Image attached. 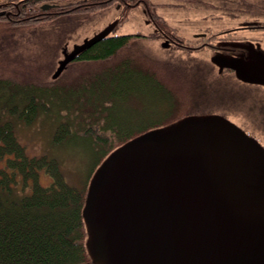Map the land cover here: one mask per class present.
<instances>
[{
    "label": "water",
    "instance_id": "obj_1",
    "mask_svg": "<svg viewBox=\"0 0 264 264\" xmlns=\"http://www.w3.org/2000/svg\"><path fill=\"white\" fill-rule=\"evenodd\" d=\"M117 25L64 50L52 81ZM212 62L264 86L262 54ZM82 218L85 264H264V146L217 114L150 129L97 166Z\"/></svg>",
    "mask_w": 264,
    "mask_h": 264
},
{
    "label": "trees",
    "instance_id": "obj_2",
    "mask_svg": "<svg viewBox=\"0 0 264 264\" xmlns=\"http://www.w3.org/2000/svg\"><path fill=\"white\" fill-rule=\"evenodd\" d=\"M36 10L38 0H28L20 9L21 20L10 22V26L61 19L60 15H49L41 22L34 18ZM130 41L126 36H110L85 51L73 64L108 65L97 72L82 73L79 82L60 84L55 81L45 85L9 82L13 85L10 94L0 93V264H85L90 261L82 218L88 183L85 186L69 183L55 158L28 156L13 122L4 120L7 112L29 124L59 105L54 141L65 144L76 141L78 136L88 138L89 147L101 151L95 168L111 151L130 139L190 113L192 93L179 84L169 87L157 79L155 63L148 71L139 66L137 56L109 63ZM137 82L153 86L161 103L156 110L164 114V118L144 123L142 116L134 129L135 122L128 116L116 117L111 109L115 99L118 105L125 97L134 95ZM5 86L6 83H0V90ZM42 170L52 177L51 185L39 183ZM19 177L23 179L22 184L18 183ZM29 182H32L31 192L18 197L17 186L20 184L24 191Z\"/></svg>",
    "mask_w": 264,
    "mask_h": 264
},
{
    "label": "rangeland",
    "instance_id": "obj_3",
    "mask_svg": "<svg viewBox=\"0 0 264 264\" xmlns=\"http://www.w3.org/2000/svg\"><path fill=\"white\" fill-rule=\"evenodd\" d=\"M184 17L176 15L168 16L166 19L178 31L190 33V29L182 27L181 31L174 24L175 22L182 25L184 22H180V19H184ZM118 18L119 16L113 8L110 11L106 10L94 15H81L63 21L34 23L26 26H10L7 22L0 21V83H6L0 93L7 91L10 94L9 89L13 85L9 82L18 84L33 82L36 85L52 84L51 77L57 69L59 60L63 58V51L70 52L75 45L81 44L84 39L92 37L94 33L100 32ZM191 18L190 24L193 27L207 23L204 15L197 14ZM126 27L130 30L128 28L130 25ZM117 31V33L121 32L119 28ZM161 43L164 44L159 39H133L126 49L109 63L125 60L124 58L133 59L137 56L139 66L147 71L149 67L152 68L151 64L158 65L156 66V71L159 74L157 79L163 80V83L169 87L179 84L182 88H187L194 96L191 101L190 113L188 112L185 116L219 114L239 123L250 119L251 122H259L260 124L254 125L260 126L264 130L263 90L241 86L235 81L229 80L209 82L206 79L210 77L209 65H214L212 63L214 55L211 56L205 52L194 54V52L189 53L176 49L164 50L161 48ZM105 65L108 64L71 63L58 81L60 84H68L71 81L72 83L79 82L82 73L103 70L106 68ZM159 80L157 81L162 85ZM134 90V95L125 97L122 104L116 105L117 100L115 99V106L111 109L113 115L119 118L128 116L132 122L136 123H134V129L139 124L138 118L142 116L144 123H153L157 118H164V114L161 115V112L156 110L161 107V103L158 102L159 98L154 94L152 85L137 82ZM115 97L116 95H114ZM58 109L59 105H56L48 114L37 116L29 124L10 112L6 113L4 120L13 122L16 135L21 144L25 146L28 156L55 158L69 183L85 186L98 162L101 151H93L88 145V138L84 136L75 137L77 140L74 141V139L69 143H56L54 135L58 120L55 116ZM146 116H150L149 119L145 120ZM144 123L142 125H145ZM18 180V183H23L22 177H19ZM39 183L49 186L52 183V177L42 170L39 175ZM28 186V189L24 191L21 190L20 184L17 186L18 197L31 192L32 182H29Z\"/></svg>",
    "mask_w": 264,
    "mask_h": 264
},
{
    "label": "flooded vegetation",
    "instance_id": "obj_4",
    "mask_svg": "<svg viewBox=\"0 0 264 264\" xmlns=\"http://www.w3.org/2000/svg\"><path fill=\"white\" fill-rule=\"evenodd\" d=\"M27 1L0 0V21L7 24L20 21V9ZM113 8L119 18L112 36H126L130 40L159 39L164 43H161L164 50L205 52L219 60H248L251 55H264V0H38L34 18L42 22L49 15H60L59 20L63 21ZM197 14L204 15L207 23L193 27L191 17ZM176 15L185 17L180 19L184 22L182 25L174 22L175 26L181 31L182 27L190 29V33L180 32L168 23L166 17ZM212 63L207 81H235L264 91V86L240 80L233 69ZM230 120L264 146V130L254 125L259 122Z\"/></svg>",
    "mask_w": 264,
    "mask_h": 264
}]
</instances>
